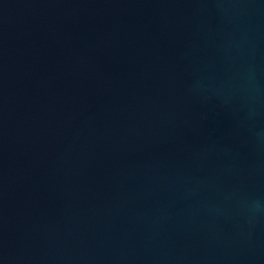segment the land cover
Returning a JSON list of instances; mask_svg holds the SVG:
<instances>
[{
    "label": "water",
    "instance_id": "water-1",
    "mask_svg": "<svg viewBox=\"0 0 264 264\" xmlns=\"http://www.w3.org/2000/svg\"><path fill=\"white\" fill-rule=\"evenodd\" d=\"M0 264H264V0H0Z\"/></svg>",
    "mask_w": 264,
    "mask_h": 264
}]
</instances>
